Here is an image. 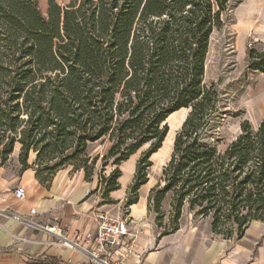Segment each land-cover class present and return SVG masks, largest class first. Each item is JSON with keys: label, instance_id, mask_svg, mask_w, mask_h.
I'll use <instances>...</instances> for the list:
<instances>
[{"label": "trees", "instance_id": "1", "mask_svg": "<svg viewBox=\"0 0 264 264\" xmlns=\"http://www.w3.org/2000/svg\"><path fill=\"white\" fill-rule=\"evenodd\" d=\"M232 1L47 0L43 13L38 0H0V164L19 144L22 170L34 168L50 187L69 166L91 180L102 159L103 168L115 166L99 176L107 197L121 187L119 165L149 145L130 207L149 181L166 120L190 109L164 184L149 195L163 227L171 194V223L161 234L178 230L186 209L210 218L212 232L225 239L264 222V119L257 128L244 121L222 147L228 106L217 84L205 81L212 38L226 29ZM247 61L264 72V50L248 49ZM97 143L105 145L102 156L90 152Z\"/></svg>", "mask_w": 264, "mask_h": 264}, {"label": "crops", "instance_id": "2", "mask_svg": "<svg viewBox=\"0 0 264 264\" xmlns=\"http://www.w3.org/2000/svg\"><path fill=\"white\" fill-rule=\"evenodd\" d=\"M81 177L82 174L75 178L60 170L46 187L39 183L33 168L26 169L18 179L0 175V264H39L40 260L44 264H79L80 254L59 244L47 229H35L39 230L35 239L24 237L27 227L13 220L4 209L9 206L11 211L28 213L36 208V219L41 225L61 223L70 236L78 231L94 232L98 207L96 200L88 197L94 183L91 186ZM18 180L20 185H16ZM17 186L28 191L23 201L13 196ZM186 213L193 215L187 209ZM129 215L137 232V245L145 253L141 264H264L263 221H252L240 238L225 239L212 232L211 224L202 227L191 222L181 223L175 232L162 235L145 198L130 207ZM128 264L135 262L130 260Z\"/></svg>", "mask_w": 264, "mask_h": 264}, {"label": "rangeland", "instance_id": "3", "mask_svg": "<svg viewBox=\"0 0 264 264\" xmlns=\"http://www.w3.org/2000/svg\"><path fill=\"white\" fill-rule=\"evenodd\" d=\"M38 2L41 11L46 13L47 0H38ZM231 5V9L226 15V29L222 32H215L212 38L205 71V81L207 83H216L218 88L222 90L224 101L229 110L222 127L224 134L222 147L226 146L240 134L241 125L244 121L248 120L254 128H257L264 119V104L259 103L260 98L264 95V72L250 70L247 61L248 49L264 50V0H233ZM241 19H245L246 22ZM188 113L187 109H182L173 113L166 120V125L169 128L168 134L162 147L150 157V161L153 164L148 170L149 181L140 188L139 200L140 198H145L149 202L151 190L159 183L161 185L164 184L162 179L163 171L170 161L175 137ZM148 147L149 145H145L130 156L128 160L119 165V168L122 170V176L119 179L121 187L111 192L107 197L103 195L105 183H99V176L101 174L108 176L115 168L113 164H109L103 168L101 166L102 159H100L97 166L91 171V180L85 179L86 171L84 169L73 170V167L69 166L62 169V171L68 172V175L75 178H78L82 174L81 179L84 178L91 186L94 183V189L90 190L88 197L96 200L95 206L98 207L96 211L121 212L122 214H126L129 213L132 206L126 207V203L128 199L133 198L134 193L130 189V186L133 184L137 172V163ZM1 148L2 146H0ZM105 151V145L99 143L92 145L90 148L92 155L100 154L102 156ZM19 153L20 145L16 144L14 152L4 164H0L1 177L5 179H18L22 177L24 170H22V166L18 160ZM33 159L34 153H31L29 162L31 163ZM103 169H105L104 172H102ZM16 185H20L19 180ZM15 186H12V188ZM170 210L171 194L163 202V211L165 212V215L162 217L163 227L157 226L159 218L157 213L149 210L155 219L160 233L166 231L168 227L164 228V226H168L171 223ZM183 216V219H180V225L181 223L186 224L187 222H191L197 223L202 227H207L211 224L210 218L190 216V214L186 213V210ZM38 233L39 230L27 227V231L23 236L35 239V235L38 236Z\"/></svg>", "mask_w": 264, "mask_h": 264}, {"label": "built area", "instance_id": "4", "mask_svg": "<svg viewBox=\"0 0 264 264\" xmlns=\"http://www.w3.org/2000/svg\"><path fill=\"white\" fill-rule=\"evenodd\" d=\"M13 196L18 201L25 200V187L17 186ZM3 201H7V198H3ZM4 211L24 226L47 229L56 237L58 243L80 254L79 264H128L130 260L141 264L145 256L144 251L137 245V232L129 213L96 211L94 216L97 228L94 232L78 231L70 236L61 223L51 227L41 225L36 220L39 215L36 208L30 209L28 213H19L11 211V207L7 206Z\"/></svg>", "mask_w": 264, "mask_h": 264}, {"label": "bare ground", "instance_id": "5", "mask_svg": "<svg viewBox=\"0 0 264 264\" xmlns=\"http://www.w3.org/2000/svg\"><path fill=\"white\" fill-rule=\"evenodd\" d=\"M260 104H264V95L260 98ZM258 107V106H257ZM262 107V106H261ZM188 110V109H187Z\"/></svg>", "mask_w": 264, "mask_h": 264}, {"label": "water", "instance_id": "6", "mask_svg": "<svg viewBox=\"0 0 264 264\" xmlns=\"http://www.w3.org/2000/svg\"><path fill=\"white\" fill-rule=\"evenodd\" d=\"M188 111H190V109H188Z\"/></svg>", "mask_w": 264, "mask_h": 264}]
</instances>
